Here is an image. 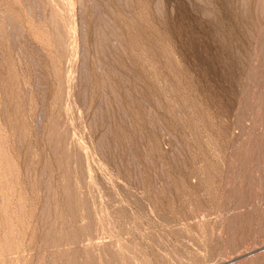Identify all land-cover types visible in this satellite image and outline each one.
<instances>
[{"label": "rangeland", "instance_id": "374dc122", "mask_svg": "<svg viewBox=\"0 0 264 264\" xmlns=\"http://www.w3.org/2000/svg\"><path fill=\"white\" fill-rule=\"evenodd\" d=\"M68 1L0 0V264H264V0Z\"/></svg>", "mask_w": 264, "mask_h": 264}, {"label": "bare ground", "instance_id": "6f19581e", "mask_svg": "<svg viewBox=\"0 0 264 264\" xmlns=\"http://www.w3.org/2000/svg\"><path fill=\"white\" fill-rule=\"evenodd\" d=\"M65 1H66V0H65ZM69 1H71V0H69ZM69 1H68V2H69ZM224 1H225V0H224ZM61 2H62V1H61ZM68 2H67V3H68ZM72 2H73V1H72ZM72 2H71V3H72ZM242 2H243V1H242ZM65 3H66V2H65ZM103 3H104V2H103ZM187 3H188V2H187ZM248 3H249V2H248ZM68 4H70V2H69ZM68 4H65V5H68ZM173 4H174V3H173ZM233 4H234V3H233ZM25 5H26V4H25ZM32 5H33V4H32ZM55 5H56V4H55ZM194 5H195V4H194ZM252 5H253V3H252ZM37 6H38V5H37ZM69 6H70V5H69ZM73 6H74V5H73ZM133 7H134V6H133ZM239 7H240V5H239ZM36 8H37V7H36ZM59 8H60V7H59ZM211 8H212V7H211ZM150 9H151V8H150ZM241 9H242V8H241ZM58 10H59V9H58ZM72 10H73V9H72ZM189 10H190V9H189ZM200 10H201V9H200ZM215 10H216V9H215ZM230 10H231V9H230ZM237 10H238V9H237ZM67 11L69 12L70 10H67ZM192 11H193V10H192ZM253 11H254V10H253ZM79 12H80V11H79ZM190 12H191V11H190ZM222 12H223V11H222ZM27 13H28V12H27ZM71 13H72V12H71ZM262 13H263V11H262ZM86 14H87V13H86ZM251 14H252V13H251ZM224 15H225V14H224ZM229 15H230V14H229ZM252 15H253V14H252ZM258 15H260V14H258ZM38 16H39V15H38ZM47 16H48V15H47ZM68 16H70V15H68ZM68 16H67V17H68ZM74 16H75V15H74ZM239 16H240V15H239ZM214 17H215V16H214ZM233 17H234V16H233ZM236 17H237V16H236ZM261 17H262V15H261ZM37 18H38V17H37ZM43 18H44V17H43ZM71 18H72V17H71ZM73 19H74V18H73ZM78 19H79V18H78ZM217 19H218V18H217ZM26 20H27V19H26ZM75 20H76V19H75ZM248 20H249V19H248ZM3 21H4V20H3ZM39 21H40V20H39ZM73 21H74V20H73ZM73 21H71V22H73ZM80 21H81V19H80ZM257 21H258V20H257ZM74 22H75V21H74ZM61 23H62V22H61ZM78 23H79V22H78ZM135 23H136V22H135ZM219 23H220V22H219ZM248 23H250V22H248ZM252 23H253V22H252ZM25 24H26V23H25ZM70 24H71V23H70ZM253 24H255V23H253ZM5 25H6V24H5ZM50 25H52V24H50ZM72 25H73V24H72ZM107 25H108V24H107ZM218 25H219V24H218ZM245 25H246V24H245ZM245 25H244V26H245ZM25 26H27V24H26ZM131 27H132V26H131ZM147 27H148V26H147ZM214 27H215V26H214ZM235 27H236V26H235ZM247 27H248V26H247ZM255 27H256V26H255ZM215 28H216V27H215ZM53 29H54V28H53ZM219 29H220V28H219ZM247 29L249 30V27H248ZM247 29H246V30H247ZM253 29H254V27H253ZM253 29H252V30H253ZM17 30L19 31V29H17ZM30 30H31V29H30ZM243 30H244V29H243ZM255 30H256V29H255ZM8 32H9V31H8ZM19 32H20V31H19ZM22 32H23V31H22ZM35 32H36V31H35ZM62 32H63V31H62ZM62 32H61V33H62ZM169 32H170V31H169ZM238 32H239V31H238ZM250 32H251V30L249 31V34H250ZM70 33H72V32H70ZM70 33H69V34H70ZM36 34H37V37H36V38H39L42 42H43V41H46V39L42 36V34H41L40 32H36ZM52 34H53V33H52ZM62 34H63V33H62ZM62 34H60V35L62 36ZM251 34H252V33H251ZM251 34H250V35H251ZM49 35H50V34H49ZM57 35H58V34H57ZM72 35H73V34H72ZM72 35H69V36L71 37ZM250 35H249V36H250ZM35 36H36V35H35ZM237 36H238V34H237ZM244 36H245V35H244ZM249 36H248V37H249ZM2 37H3V36H2ZM66 37H67V36H66ZM73 37H74V36L71 37V40H72ZM79 37H80V35H79ZM169 37H170V36H169ZM226 37H227V36H226ZM53 38H54V37H53ZM62 38H63V37H62ZM228 38H229V37H228ZM74 39H75V37L73 38V40H74ZM123 39H124V38H123ZM234 39H235V38H234ZM76 40H77V39H76ZM171 40H172V39H171ZM232 40H233V39H232ZM235 40H236V39H235ZM60 41H62V40H60ZM69 41H70V38H69ZM157 41H158V40H157ZM221 41H222V40H221ZM19 42H20V41H19ZM53 42H54V40H53ZM225 42H226V41H225ZM44 43H45V42H44ZM63 43H64V42H61V44H63ZM69 43H70V42H69ZM156 43H157V42H156ZM241 43H242V42H241ZM56 44H57V43H56ZM72 44H73V43H72ZM239 44H240V43H239ZM70 45H71V44H70ZM162 45H163V44H162ZM164 45H165V44H164ZM164 45H163V46H164ZM172 45H173V44H172ZM235 45H236V44H235ZM14 46H15V45H14ZM39 46H40V44H39ZM45 46L47 47L46 43H45ZM73 46H75V45L73 44ZM73 46H71V47L74 48ZM90 46H91V45H90ZM158 46H159V45H158ZM242 46H243V45H242ZM56 47H57V46H56ZM58 47H59V44H58ZM123 47H124V46H123ZM231 47H232V46H231ZM75 48H77V46H76ZM108 48H109V47H108ZM114 48H115V47H114ZM165 48H166V47H165ZM35 49H36V48H35ZM62 49H63V48H62ZM69 49H70V47H69ZM71 50H72V49H71ZM71 50H70V51H71ZM246 50H247V49H246ZM248 50H249V49H248ZM38 51H39V50H38ZM139 51H140V50H139ZM72 52H73V51H71V53H68V55H69V54L72 55ZM255 52H256V51H255ZM45 53H46V52H45ZM74 53H75V52H74ZM165 53H166V52H165ZM165 53H164V54H165ZM153 54H154V53H153ZM70 55H69V57H70ZM74 55H75V54H73V56H74ZM168 55H169V54H168ZM243 55H244V54H243ZM27 56H28V55H27ZM66 56H67V55H66ZM165 56H167V55H165ZM169 56H170V55H169ZM249 56H250V55H249ZM69 57H68V59H69ZM70 58H72V57H70ZM77 58H78V57H77ZM168 58H170V57H168ZM241 58H242V57H241ZM245 58H246V57H245ZM65 59H66V58H65ZM68 59H67V60H68ZM74 59H75V58H74ZM150 59H151V58H150ZM173 59H174V58H173ZM72 60H73V59H72ZM76 60H77V59H76ZM153 60H154V59H153ZM240 60H241V59H240ZM68 61H69V60H68ZM70 61H71V60H70ZM87 62H88V61H87ZM57 63H58V62H57ZM66 63H67V62H66ZM70 63H71V62H69V64H70ZM95 63H96V62H95ZM69 64H68V65H69ZM173 64H174V63H173ZM148 65H149V64H148ZM175 65L177 66V64H175ZM63 66H64V65H63ZM71 66H72V64H71ZM73 66H74V65H73ZM73 66H72V68H73ZM110 66H111V65H110ZM145 66H146V65H145ZM172 66H174V65H172ZM64 67H65V66H64ZM72 68L70 69V67H69L70 70H69V72H68V74H67L68 77H67V76L65 77V78L67 79V81H68V84H66V86L69 87V89H68V87H67V89H66V90H68V93H71V91H70V87L72 86L71 84L73 83L72 79L74 80L73 75H72V73H73V72H72ZM155 68H156V67H155ZM63 69H65V68H63ZM170 69H171V68H170ZM100 70H101V69H100ZM158 70H159V69H158ZM160 70H161V69H160ZM73 71H74V70H73ZM105 71H106V70H105ZM65 72L67 73V71H65ZM65 72H64V73H65ZM71 72H72V73H71ZM145 72H146V71H145ZM160 72H161V71H160ZM74 73H75V72H74ZM89 73H90V72H89ZM111 73H112V72H111ZM147 73H148V72H147ZM147 73H146V74H147ZM157 73H158V72H157ZM174 73H175V71H174ZM106 74H107V73H106ZM162 74H163V73H162ZM175 74H176V73H175ZM110 75H111V74H110ZM166 75H167V74H166ZM180 75H181V74H180ZM74 76H75V75H74ZM104 76H105V74H104ZM145 76H146V75H145ZM157 76H158V75H157ZM176 76H177V74H176ZM61 77H62V76H61ZM158 77H160V76H158ZM145 78H147V77H145ZM145 78H144V79H145ZM57 79H58V77H57ZM114 79H115V78H114ZM119 79H120V78H119ZM174 79H175V78H174ZM33 80H34V79H33ZM184 80H185V79H184ZM56 81H57V80H56ZM61 81H62V80H61ZM67 81H66V82H67ZM104 81H105V80H104ZM155 81H156V80H155ZM160 81H161V80H160ZM162 81H163V80H162ZM163 82H164V81H163ZM179 82H180V80H179ZM89 83H90V82H89ZM156 83H157V82H156ZM185 83H186V82H185ZM166 84H167V83H166ZM168 84H169V83H168ZM175 84H176V83H175ZM64 85H65V84H64ZM100 85H101V84H100ZM107 85H108V84H107ZM177 85H178V84H177ZM61 86H62V85H61ZM142 86H143V85H142ZM142 86H141V87H142ZM155 86H156V85H155ZM160 86H161V85H160ZM62 87H63V86H62ZM104 87H105V86H104ZM63 88H64V87H63ZM63 88H62V89H63ZM72 88H73V86H72ZM153 88H154V87H153ZM177 88H179V87H177ZM17 89H18V88H17ZM33 89H34V88H33ZM35 89H36V88H35ZM149 89H150V88H149ZM169 89H170V88H169ZM10 90H11V88H10ZM64 90H65V89H64ZM100 90H101V89H100ZM172 90H173V89H172ZM172 90H171V91H172ZM144 91H145V89H144ZM63 92H64V91H63ZM153 92H154V91H153ZM173 92H174V91H173ZM18 93H19V92H18ZM41 93H42V92H41ZM72 93H73V92H72ZM154 93H155V92H154ZM170 93H171V92H170ZM146 94H149V93H146ZM37 95H38V94H37ZM70 95H71V94H70ZM137 95H138V94H137ZM137 95H136V96H137ZM139 95H140V94H139ZM43 96H44V95H43ZM95 96H96V95H95ZM67 97H68V96L66 95V98H65V99H67ZM69 97H70V96H69ZM145 97H146V96H145ZM147 97H148V96H147ZM172 97H173V96H172ZM99 98H100V97H99ZM136 98H137V97H136ZM138 98H139V97H138ZM140 98H141V97H140ZM140 98H139V99H140ZM143 98H144V97H143ZM7 99H9V98H7ZM43 99H44V98H43ZM134 99H135V98H134ZM67 100H68V99H67ZM0 101H1V98H0ZM41 101H42V99H41ZM125 101H126V100H125ZM143 101H144V100H143ZM16 102H17V101H16ZM64 102H65V100H64ZM69 102H70V101H69ZM140 102H141V101H140ZM70 103H72V102H70ZM56 104H58V103H56ZM68 104H69V103H68ZM54 105H55V104H54ZM168 105H169V104H168ZM19 106H20V105H19ZM64 106H65V105H64ZM69 106H70V105H69ZM71 106H73V105L71 104ZM129 106H130V105H129ZM2 107H3V106H2ZM51 107H52V106H51ZM67 107H68V106H67ZM192 107H193V106H192ZM7 108H8V107H7ZM68 108L70 109V107H68ZM72 108H73V107H72ZM132 108H133V107H132ZM169 108H170V107H169ZM169 108H168V109H169ZM47 109H48V108H47ZM51 109H52V108H51ZM51 109H49V110L51 111ZM69 109H68V110H69ZM163 109H164V108H163ZM168 109H167V110H168ZM194 109H195V108H194ZM136 110H137V109H136ZM167 110H165V111H167ZM170 110H172V109H170ZM196 110H197V109H196ZM198 110H199V109H198ZM12 111H13V110H12ZM63 111H65V108H64ZM137 111H138V110H137ZM139 111H140V110H139ZM163 111H164V110H163ZM141 112H142V111H141ZM175 112H176V111H175ZM197 112H199V111H197ZM53 113H54V112H53ZM55 113H56V111H55ZM64 113H65V112H64ZM70 113H71V112H70ZM70 113H69V114H70ZM187 113H188V112H187ZM35 114H36V113H35ZM57 114H58V113H57ZM69 114H67V115H69ZM77 114H78V113H77ZM131 114H132V113H131ZM133 114H134V113H133ZM135 114H136V113H135ZM162 114H163V113H162ZM170 114H171V113H170ZM199 114H200V113H199ZM41 115H42V114H41ZM51 115H52V114H51ZM65 115H66V114H65ZM71 115H72V114H71ZM167 115H168V113H167ZM133 116H134V115H133ZM137 116H138V115H137ZM67 117H68V116H67ZM67 117H66V118H67ZM78 117H79V116H78ZM189 117H190V116H189ZM38 118H39V116H38ZM40 118H41V117H40ZM51 118H52V117H51ZM71 118H72V117H71ZM141 118H142V117H141ZM77 119H78V118H77ZM79 119H80V118H79ZM142 119H144V118H142ZM142 119H141V120H142ZM147 119H148V118H147ZM38 120H39V119H38ZM42 120H43V119H42ZM54 120H55V119H54ZM80 120H81V119H80ZM51 121H52V120H51ZM68 121H70V120L68 119ZM143 121H144V120H143ZM54 122H55V121H54ZM80 122H81V121H80ZM58 123H59V122H58ZM72 123L74 124V122H72ZM72 123L70 122V124H72ZM136 123H138V122H136ZM143 123H145V122H143ZM1 124H2V123H1ZM19 124H20V123H19ZM48 124H49V123H48ZM48 124H47V126H48ZM63 124H64V123H63ZM141 124H142V123H141ZM146 124H148V123H146ZM78 125H79V124H78ZM138 125H139V124H138ZM11 126H12V125H11ZM54 126H55V124H54ZM72 126H73V125H72ZM135 126H136V125H135ZM143 126H144V125H143ZM200 126H201V124H200ZM32 127H33V126H32ZM65 127H66V126H65ZM140 127H141V126H140ZM49 128H50V127H49ZM81 128H82V127H81ZM73 129H75V128L72 127V130H73ZM84 129H85V128H84ZM84 129H82V130H84ZM21 130H22V129H21ZM48 130H49V129H48ZM70 130H71V127H70ZM105 130H106V129H105ZM22 132H23V131H22ZM29 133H30V132H29ZM61 133H62V132H61ZM31 134H32V132H31ZM45 134H46V130H45ZM55 134H56V133H55ZM29 135H30V134H29ZM70 136H71V135H70ZM73 136H74V135H73ZM77 136H78V135H77ZM77 136H76V137H77ZM27 137H28V136H27ZM71 137H72V136H71ZM74 137H75V136H74ZM21 138H22V137H21ZM29 138H30V137H29ZM68 138H69V137H68ZM78 138H79V137H78ZM84 138H85V137H84ZM75 139H76V138H74V140H75ZM80 139H81V136H80ZM28 140H29V139H28ZM30 140H31V139H30ZM84 140H85V139H84ZM86 140H87V139H86ZM25 141H26V140H25ZM26 142H27V141H26ZM79 142H81V141H79ZM82 142H83V140H82ZM111 142H112V141H111ZM83 143H84V142H83ZM12 144H13V143H12ZM12 144H11V145H12ZM49 144H50V142H49ZM75 144H76V143H75ZM90 144H91V143H90ZM90 144H89V145H90ZM101 144H102V143H101ZM77 145H78V142H77ZM82 145H83V144H82ZM55 146H56V145H55ZM95 146H96V145H95ZM31 147H32V146H31ZM80 147H81V148H84V147H82V146H80ZM4 148H5V147H4ZM54 148H55V147H54ZM81 148H80V149H81ZM85 148H86V149L88 148L87 145H86ZM89 148H90V147H89ZM46 149H47V148H46ZM68 149H69V148H68ZM78 149H79V148H78ZM90 149H91V148H90ZM81 150H82V152H84V151H83L84 149H81ZM118 150H119V149H118ZM14 151H15V150H14ZM32 151H33V150H32ZM74 151H75V150H74ZM79 151H80V150H79ZM87 151H88V149L86 150V154H87ZM95 151H96V150H95ZM97 151H98V150H97ZM76 152H77V151H76ZM88 152L90 153V150H89ZM84 153H85V152H84ZM84 153H83V155H84ZM89 153H88V154H89ZM30 154H32V153H30ZM62 154H63V153H62ZM86 154H85L84 156L88 159V158H89V157L87 156L88 154H87V155H86ZM51 155H52V154H51ZM74 155H75V154H74ZM77 155H78V154H77ZM89 155H91V153H90ZM92 155H93V154H92ZM12 156H13V155H12ZM28 156H29V155H28ZM84 156H82V157H84ZM94 156H95V155H94ZM96 156H97V155H96ZM25 158H26V157H25ZM90 158H91V156H90ZM90 158H89V159H90ZM97 158H98V157H97ZM17 159H18V157H17ZM20 159H21V158H20ZM22 160H23V159H22ZM34 160H35V159H34ZM84 160H85V159H84ZM90 160H91V159H90ZM94 160H95V159H94ZM48 161H49V160H48ZM73 161H74V160H73ZM96 161H98V160H96ZM42 162H43V161H42ZM85 162H86V161H85ZM89 162H90V161H88L87 163L90 164V165H91V163L93 164V162H91V163H89ZM20 163H21V162H20ZM48 163H49V162H48ZM97 163H98V162H97ZM97 163H96V165H97ZM0 164H1V163H0ZM98 164H99V163H98ZM21 165H23V164H21ZM90 165H88V166H90ZM94 165H95V164H94ZM7 166H8V165H7ZM49 166H50V165H49ZM97 166H98V165H97ZM2 167H3V166H2ZM91 167H92V166H91ZM99 167H101V166H99ZM18 168H19V167H18ZM50 168H51V167H50ZM89 168H90V167H89ZM11 169H12V168H11ZM33 170H34V169H32V171H33ZM87 170H88V169H87ZM15 171H16V170H15ZM21 171H22V170H21ZM1 172H2V171H1ZM9 173L11 174L10 171H9ZM20 173H21V172H20ZM88 173H89V175H90V172H88ZM88 173H87V174H88ZM89 175H88V176H89ZM46 176H47V175H46ZM20 178H21V177H20ZM1 179H2V178H1ZM21 180H23V179H21ZM30 182H31V181H30ZM17 183H18V182H17ZM35 184H36V183H35ZM24 186H25V185H24ZM20 187H21V186H20ZM16 188H17V187H16ZM52 190H53V189H52ZM26 191H27V190H26ZM62 191H63V190H62ZM13 192H14V191H13ZM12 194H13V193H12ZM47 196H48V195H47ZM33 201H34V200H33ZM43 203H44V202H43ZM43 203H42V204H43ZM35 204H36V203H35ZM8 206H9V205H8ZM26 206H27V205H26ZM24 207H25V206H24ZM56 211H57V210H56ZM37 212H38V211H37ZM34 213H35V212H34ZM18 214H19V213H18ZM26 215H27V214H26ZM34 219H35V218H34ZM24 226H25V223H24ZM18 227H19V226H18ZM19 233H20V232H19ZM27 233H28V232H27ZM78 234H79V233H78ZM17 235H18V234H17ZM7 240H8V239H7ZM13 242H14V241H13ZM9 244H10V243H9ZM22 244H23V243H22ZM21 247H22V246H21ZM36 255H37V254H36ZM33 256H34V255H33ZM12 259H13V258H12ZM44 260H45V259H44ZM21 261H22V260H21ZM23 262H24V261H23ZM38 262H39V261H38ZM46 262H47V261H46ZM15 264H16V263H15Z\"/></svg>", "mask_w": 264, "mask_h": 264}]
</instances>
